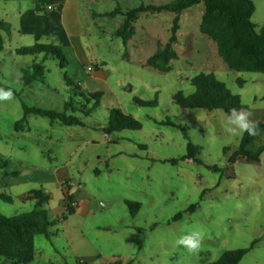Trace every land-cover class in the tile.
I'll list each match as a JSON object with an SVG mask.
<instances>
[{
	"label": "rangeland",
	"instance_id": "rangeland-1",
	"mask_svg": "<svg viewBox=\"0 0 264 264\" xmlns=\"http://www.w3.org/2000/svg\"><path fill=\"white\" fill-rule=\"evenodd\" d=\"M151 0H106L88 5L92 13L105 14L120 2L132 9ZM171 3L176 0H154ZM254 5L252 23L260 32L264 25V0ZM56 2V0H54ZM53 10L36 12L33 0H0V19L11 25V34L2 32L5 50L0 52V84L15 89L19 97L0 101V215L12 217L30 212L36 203L32 193L50 195L42 208L53 225L51 236H36L32 264H110L117 259L133 264H208L223 252L251 247L239 264H264V152L260 161L229 158L238 149L242 136L226 131L223 110L185 109L177 106L173 95L195 92L191 80L212 74L242 105L264 123V74L230 70L217 53L214 42L199 30L202 4L178 16L177 59L171 69L161 72L144 63L171 37L176 15L161 12L141 16L135 34L127 44L113 32L123 16L98 19L97 27L83 18L85 4L79 8L82 40L98 63L100 79L88 92L103 91L101 106L90 117H81L85 126H63L50 119L29 115L19 130L15 123L23 117L20 99L31 106L62 110L67 99L63 71L58 61H46V82L25 86L20 69L32 57L18 56L17 47L32 46L35 34L23 31L20 19L26 13V27L41 33L40 42L59 45L66 55L60 35L48 33ZM93 6V7H92ZM10 51H13L10 53ZM68 59V57H67ZM68 75L88 74L69 57ZM95 62V61H94ZM101 63H105L102 65ZM156 102L142 108L135 100ZM118 108L142 125L139 131L108 134L110 110ZM198 118V119H197ZM171 121L180 127L164 124ZM184 132L188 134L185 136ZM199 147L200 163L191 160L175 165L165 160L182 158L188 142ZM264 144V133L252 149ZM144 147V148H143ZM80 208L65 212L66 200ZM126 201L141 208L130 215ZM195 206V208H192ZM182 213V218H174ZM67 216L62 220V216ZM135 225L141 231L132 230ZM193 229L202 231L204 240L197 254H189L175 243ZM0 264H10L0 257Z\"/></svg>",
	"mask_w": 264,
	"mask_h": 264
},
{
	"label": "trees",
	"instance_id": "trees-1",
	"mask_svg": "<svg viewBox=\"0 0 264 264\" xmlns=\"http://www.w3.org/2000/svg\"><path fill=\"white\" fill-rule=\"evenodd\" d=\"M36 12H46L48 6L54 0H33ZM57 2V1H56ZM199 4H202L204 11L199 24L200 32L209 40L214 42L217 53L223 63L232 71L261 73L264 74V25L260 32L256 31V25L252 23L251 17L254 13V5L250 0H176L171 3H158L151 0L149 3L142 2L132 9H123L120 2H116V7L105 13L106 16L115 18L123 16V22L113 32L114 38H121L124 44L135 34V24L143 15H153L161 12L175 14L171 37L165 45L158 44L156 52L144 63L145 67L155 68L161 72L171 69L170 62L177 59V53L173 46L177 44V32L180 28L178 16ZM2 32L8 36L11 34V25L0 19V52L4 51V38ZM36 42L29 47H17L13 51L18 56L32 57V61L20 69L21 80L25 86L35 82H46V61H58L60 69L63 71L64 93L67 99L62 110H50L37 106H31L20 99L23 109V117L15 123V129L19 130L22 123L29 115L40 116L50 119L51 123L59 122L63 126H85L81 117H90L94 111L101 106L102 91L88 92L80 82L75 81L68 75V59L59 45L45 44L40 42L41 35H35ZM13 51H10L12 53ZM195 87V92L190 96H184L181 92L173 95L174 103L185 109H204L207 111L223 110L225 113L231 108H244L240 97L232 94L222 83L217 81L212 74L201 73L191 80ZM0 87L12 89L14 96L19 97L15 89L5 84ZM135 102L142 108L155 107L153 102H145L136 99ZM80 115V116H78ZM164 124L172 127L179 125L167 121ZM142 125L132 115L122 112L118 108L110 110L107 125L104 132L108 134L119 133L121 131H139ZM260 128L264 133V123H260ZM185 136L188 134L184 132ZM257 136H249L244 133L238 149L229 158V163L244 159L247 162H259L260 156L264 152V144L252 149ZM144 148V147H143ZM199 147L192 142H188L185 155L177 159L165 160L175 165L179 161L191 160L200 163L197 158ZM31 200H36L34 208L25 214L6 217L0 215V257L10 264H32L36 253L34 239L36 236L50 238L51 227L48 220V213L42 208L43 204L50 200L48 193L41 191L33 192ZM0 199L11 202V198L0 194ZM72 199L66 200L65 212L69 215L75 213V207L71 204ZM130 215L135 217L141 208L138 202L126 201ZM195 208V206H192ZM182 218L179 213L174 218L175 221ZM62 220L67 216L63 214ZM258 241H254L249 248L227 250L223 252L218 260L208 264H239L244 256L253 248ZM83 264H88L84 263ZM110 264H133V261L123 262L117 259Z\"/></svg>",
	"mask_w": 264,
	"mask_h": 264
},
{
	"label": "crops",
	"instance_id": "crops-1",
	"mask_svg": "<svg viewBox=\"0 0 264 264\" xmlns=\"http://www.w3.org/2000/svg\"><path fill=\"white\" fill-rule=\"evenodd\" d=\"M56 6L58 15L55 14L51 17L50 20L51 24L48 27V33H51L53 35H60V39L62 41L63 48L66 50V57H71L74 59L77 63V65L81 68L82 71H84L86 74H88V78H84L83 75L79 76H72L73 79L77 82H83L84 86L89 85L92 87V89H97L99 86H95L92 84L93 81H97L100 79L98 73L101 71L100 69H96V71L93 72V67H97L98 63L96 60L93 61V58L90 56L89 52L86 49V46L82 40V35H84V28L81 25V19L79 14V8L81 4H85V11L83 12V18L86 21V24L88 26L97 27L99 24L97 22L98 19L109 17L106 16V14H95L92 13L88 5H92V3H99L106 0H56ZM52 9H54V6L51 4ZM93 7V6H92ZM29 12V11H27ZM25 12L21 19L20 24L23 31H30L34 33L35 35H41L38 30H35L34 28H27L26 27V13ZM111 18V17H110ZM122 23V22H121ZM102 65H105V63H101ZM93 65V67H92ZM92 68V70L89 72L88 68ZM103 92V91H102ZM242 161H246L244 159H241ZM258 163V162H257ZM80 208V202H78V207H75V213ZM132 230H135L136 232L141 231L140 229H137L135 225L129 226ZM84 263H87L85 260H81ZM89 264V263H88Z\"/></svg>",
	"mask_w": 264,
	"mask_h": 264
},
{
	"label": "clouds",
	"instance_id": "clouds-1",
	"mask_svg": "<svg viewBox=\"0 0 264 264\" xmlns=\"http://www.w3.org/2000/svg\"><path fill=\"white\" fill-rule=\"evenodd\" d=\"M13 99L14 92L12 89L0 87V101H11ZM224 119L226 131L233 136H242L244 133L249 136H257L262 131L260 122L254 119V113L244 108H231L224 114ZM203 240L202 231L193 229L180 235L175 243L189 254H197L202 247Z\"/></svg>",
	"mask_w": 264,
	"mask_h": 264
},
{
	"label": "built area",
	"instance_id": "built-area-1",
	"mask_svg": "<svg viewBox=\"0 0 264 264\" xmlns=\"http://www.w3.org/2000/svg\"><path fill=\"white\" fill-rule=\"evenodd\" d=\"M52 9V6H48V10H51ZM92 70V68H88V71L90 72ZM78 264H83V262H80V263H78Z\"/></svg>",
	"mask_w": 264,
	"mask_h": 264
}]
</instances>
